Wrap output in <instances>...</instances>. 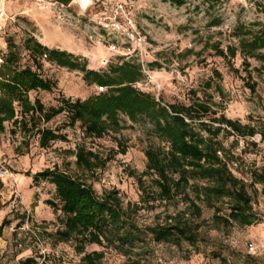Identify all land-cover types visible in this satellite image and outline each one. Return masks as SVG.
<instances>
[{
    "label": "rangeland",
    "instance_id": "obj_1",
    "mask_svg": "<svg viewBox=\"0 0 264 264\" xmlns=\"http://www.w3.org/2000/svg\"><path fill=\"white\" fill-rule=\"evenodd\" d=\"M93 1L95 7L85 15L73 3L69 9L73 19L66 24L56 21L40 2L0 0V60L8 52V40H12L20 48L22 65H31L23 48L29 37L51 49L80 56L94 70L106 71L121 57L133 56L139 60L126 40L104 32L90 21V16L101 9L102 0ZM112 1H124L134 10L138 29L148 45L143 52L148 74H144L137 88L151 93L163 104L210 106V111L202 117V122L210 126L218 127L213 119L225 116L256 130L253 137H240L228 131L219 135L226 153L236 158V164L231 165L233 173L250 183L251 170H264L261 134L264 73L258 71L260 64L254 59L245 69L241 55L229 63L214 48L218 46L226 51L229 45L237 46L235 35L239 28L264 24V0H223L214 8L191 0L182 7L161 0ZM218 21L220 25H214ZM42 64L44 78L55 81L57 89L51 93H33L30 98L34 100L38 96L47 108L57 106L61 96L84 100L97 93L98 86H87L78 71L46 61ZM248 84H255V93ZM121 120L126 129L119 134L93 139L85 138L79 126L66 127V117L60 115L41 127L60 129L68 136L67 142H55L47 149L40 148L36 130L23 134L13 124H6L5 133L0 135V180L4 185L0 195V227L5 220L9 223L0 232V264H23L31 257L37 264H81L82 256L71 243L57 244L47 235L59 226L60 212L55 213L46 204L47 200L55 199L54 186L47 181L34 182L37 173L56 166L73 176L83 172L76 167L72 153L78 144L109 160L95 175L88 174L89 182L99 194L116 189L125 201H139L138 178L146 167L145 151L150 144H158V140L150 135L149 124H133L124 116ZM143 180L149 183L148 178ZM255 188L249 189V193L254 212L261 220L259 224L223 229L213 224V211L205 210L197 248L188 243L181 247L151 244L144 264H221L216 254L226 258L229 264H264V186L258 184ZM181 210L183 206L170 207L167 214ZM163 211L164 208L142 213L141 224H153L155 216ZM101 250L91 246L87 252ZM125 262V257L107 251L102 264Z\"/></svg>",
    "mask_w": 264,
    "mask_h": 264
},
{
    "label": "trees",
    "instance_id": "obj_2",
    "mask_svg": "<svg viewBox=\"0 0 264 264\" xmlns=\"http://www.w3.org/2000/svg\"><path fill=\"white\" fill-rule=\"evenodd\" d=\"M161 1L182 7L189 0ZM191 1H202L214 8L223 0ZM214 25H220V21ZM239 31L235 35L238 45H229L226 51L217 46L216 54L229 63L241 55L245 69L254 59L260 64L258 71L264 73V24ZM7 43L8 52L1 57L0 64V135L9 123L23 134L36 130L40 148L47 149L55 142H67L68 136L60 129L41 127L60 115H65L66 127L79 126L85 138L93 139L126 129L121 120L124 116L133 124H149L150 135L158 140V144H150L145 151L147 163L138 178L141 195L137 202L125 201L116 189L101 194L94 189L88 174L95 175L109 160L85 145L78 144L72 152L76 167L83 171L79 175L73 176L56 166L34 176L35 183L47 181L55 188V199L47 200L46 204L55 213L60 212L59 226L47 235L57 244L71 243L82 256L81 264H102L107 251L125 257L124 264H144L151 244L181 247L188 243L197 248L205 210L213 211V224L223 229L260 223L249 189L256 190L258 184L264 186V170H251L250 183L237 177L231 169L236 158L226 153L219 140L224 131L253 137L256 134L253 127L225 116L213 119L218 127L210 126L202 122L203 115L210 111V106L203 103L163 104L151 93L137 88L144 79V71L133 56L121 57L108 70L99 71L90 69L88 61L80 56L51 49L29 37L23 48L32 64L22 65L19 46L12 40ZM42 61L78 71L87 86H98L103 91L97 89L96 94L84 100L61 96L57 106L47 108L38 96L34 100L30 98L33 93H51L57 89L55 81L44 78ZM233 71L238 73L237 69ZM248 85L255 93V84ZM261 134L264 138V132ZM143 177L149 179L148 184ZM3 187L0 180V195ZM179 206L183 210L167 214L170 207ZM162 208L163 218L158 213L153 224H141L142 213ZM8 223L3 222L0 232ZM91 246L103 250L87 252ZM216 258L221 264H229L220 254ZM22 263L37 264V261L31 257Z\"/></svg>",
    "mask_w": 264,
    "mask_h": 264
},
{
    "label": "built area",
    "instance_id": "obj_3",
    "mask_svg": "<svg viewBox=\"0 0 264 264\" xmlns=\"http://www.w3.org/2000/svg\"><path fill=\"white\" fill-rule=\"evenodd\" d=\"M73 3L77 5L80 12L84 15L95 7L93 0H73ZM51 5L54 6L55 4ZM100 5L101 9L90 16V21L94 22L104 32L116 34L126 40L140 58L139 61L142 64L144 74H148L143 60V52L148 48V45L138 29L134 10L124 1L102 0ZM61 16L62 14L59 13V20H63ZM97 89L99 92L103 91L101 87Z\"/></svg>",
    "mask_w": 264,
    "mask_h": 264
},
{
    "label": "crops",
    "instance_id": "obj_4",
    "mask_svg": "<svg viewBox=\"0 0 264 264\" xmlns=\"http://www.w3.org/2000/svg\"><path fill=\"white\" fill-rule=\"evenodd\" d=\"M34 1L42 3L43 8L50 10L53 14L54 19L58 22L68 24L73 19L69 12V9L72 7V4H73L72 0L69 2L68 0L66 1H63V0H34ZM51 4H55V5L52 6ZM59 13L62 14L61 17L63 20L58 19Z\"/></svg>",
    "mask_w": 264,
    "mask_h": 264
},
{
    "label": "water",
    "instance_id": "obj_5",
    "mask_svg": "<svg viewBox=\"0 0 264 264\" xmlns=\"http://www.w3.org/2000/svg\"><path fill=\"white\" fill-rule=\"evenodd\" d=\"M0 62H1V60H0Z\"/></svg>",
    "mask_w": 264,
    "mask_h": 264
}]
</instances>
